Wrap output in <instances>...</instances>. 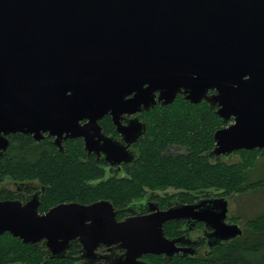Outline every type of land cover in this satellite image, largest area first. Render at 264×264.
I'll use <instances>...</instances> for the list:
<instances>
[{"label":"water","instance_id":"obj_1","mask_svg":"<svg viewBox=\"0 0 264 264\" xmlns=\"http://www.w3.org/2000/svg\"><path fill=\"white\" fill-rule=\"evenodd\" d=\"M157 91L168 101L177 93L213 98L217 113L232 119L215 133L210 154L264 149V0H0L4 144V135L36 137L40 130L74 137L81 109L92 120L96 109L118 106L132 92L152 98ZM39 205L37 195L0 201V235L41 243L51 259L65 258L72 241L93 260L100 244L120 248L115 264L172 256L178 249L163 224L201 208L195 214L217 242L242 235L239 225L225 222L226 198L120 222L104 200L62 203L45 213Z\"/></svg>","mask_w":264,"mask_h":264},{"label":"trees","instance_id":"obj_2","mask_svg":"<svg viewBox=\"0 0 264 264\" xmlns=\"http://www.w3.org/2000/svg\"><path fill=\"white\" fill-rule=\"evenodd\" d=\"M149 115L154 138L143 145L129 179H107L91 186L88 181L101 177L100 171L93 158L86 164L78 161L76 141L72 142L64 155L55 148L41 150L28 136L16 133L11 136V146L0 157V182L4 177H9L15 181L36 179L44 184L46 193L40 200L39 213H45L62 203L88 204L99 199H108L122 207L141 196L144 189L156 191L173 187L196 192L222 188V197L264 191V179L251 181L249 178L250 169L247 168H251L252 162L237 166L208 163L203 152L212 144L211 133L218 119L205 107L178 100L149 112L148 118ZM172 141L184 143L189 147V152L167 154L166 147ZM261 167L264 168V165ZM9 199L12 197L0 191V201ZM133 204V201L129 203ZM244 225L240 237L212 248L211 253L207 254L209 256L214 252L211 258L189 263L264 264V212L245 220ZM171 230V223L166 224L163 227L164 235H170ZM75 247L74 242L72 249ZM149 258L153 264H160V257L151 255ZM178 262L180 260L168 264ZM0 264L75 263L69 259L47 258L41 244H23L9 233H4L0 235Z\"/></svg>","mask_w":264,"mask_h":264},{"label":"flooded vegetation","instance_id":"obj_3","mask_svg":"<svg viewBox=\"0 0 264 264\" xmlns=\"http://www.w3.org/2000/svg\"><path fill=\"white\" fill-rule=\"evenodd\" d=\"M214 93L215 92L213 90H210L207 92V95L211 96ZM186 95H183V93H177L172 101H168L165 94L160 96V91L154 92V97L152 98H149L146 95L137 96L136 92H132L131 94L124 96L118 106H108V108L105 107L107 110L101 115L100 113L105 108L96 109L95 113L92 115V120H89L86 112L81 109L80 116L77 119L79 129H76L75 132H73L76 135L74 137L71 136V133H66L65 131L61 132L60 135H52L49 131L40 130L36 137H34V134H20L28 136L34 143L40 146L41 150L50 151L51 148H55L56 151L64 155H66L71 148L70 146H72V142L76 141L79 148L78 161L86 164L93 158L100 171L101 177L88 181L91 186H95L100 181L104 182L107 179H129L132 169L136 165V162L141 154L143 145L147 141H151L154 138L153 132L150 129V120L148 121V119H150V115L148 118V113L155 111L156 109L172 105L178 100L192 105L205 107L206 110L211 111V113L218 119V124L213 127L211 133L212 144L206 151L203 152V155L207 158L209 164L215 165L220 163L226 165V163L222 160H227L232 154L247 151L238 150L229 155L210 154L216 148L214 140L215 133L218 130L224 129L232 124V119L225 121L224 117L217 113L220 107L212 97V99H191L187 98ZM15 134L16 133L4 135L3 138L7 140V144L0 141V157H2V155L5 154L11 146V136ZM189 150L190 149L187 145L176 141H172V143L166 147V153L170 155L187 154ZM251 174L252 171L248 173L250 180L255 181L251 178V176H253ZM5 178L8 179L9 177H4L0 182V191H4L11 196L12 199L9 200H19L22 203H25L32 196L37 195L40 202L41 198L44 197L46 193L45 185L36 179L15 181L9 178L13 185V190H11L5 186L7 185L6 183L3 184ZM175 190L178 191L179 195L190 199L191 202L183 204L175 203L170 205L167 204L166 197L160 192V190L153 191L144 189V193L141 196L132 200L134 202L133 205H129V203L132 202L131 201L128 205L120 207L114 205L113 202L108 199H99L83 205L93 204L102 200L108 201L113 207L116 220L120 222L130 217H138L154 213L157 210L165 211L169 208L175 207L176 204H196L203 200L226 198L208 194L207 192L209 189L197 190L196 192L182 189ZM164 205L165 208L163 209L162 207ZM167 205L170 206L167 207ZM202 210L203 208L195 209L194 212H190L184 218L168 220L163 224L164 227L166 224L171 223L172 230L170 231V235L164 236L168 240H175L174 245L175 248L178 249V251L172 256H157L160 257V260H164V264H168L170 261H173L174 258H178L184 263L193 262L203 251H210L212 248L220 244L229 242H217L218 239L211 235L213 229H211L209 225L206 226L205 222H200L198 220L199 216L195 213H199ZM214 210H217L215 206ZM228 214L229 210L227 212L225 222L227 224L239 225L238 223L231 221ZM241 230L243 231L242 228ZM74 242L76 247L72 249V243ZM70 246L66 251L65 258L55 260L69 259L74 261V263L81 262L82 264H115L118 256L124 252L116 246L107 248L100 244L96 249L98 260H93L82 256L81 247L76 241L70 242ZM44 253L45 257H47L45 251ZM149 256L151 255L142 256L140 261L153 264L152 262L146 260Z\"/></svg>","mask_w":264,"mask_h":264},{"label":"rangeland","instance_id":"obj_4","mask_svg":"<svg viewBox=\"0 0 264 264\" xmlns=\"http://www.w3.org/2000/svg\"><path fill=\"white\" fill-rule=\"evenodd\" d=\"M226 165L228 166H237V165H246L250 162L253 163L251 168H247L248 170L252 171V175L254 176V180H259V179H264V168L261 167L264 165V149H255L253 151H241L236 154H232L229 156L227 160H222ZM247 167V166H244ZM5 185L8 189L13 190V185L9 178H5L3 184ZM160 192L165 195L166 197V202L167 204H175V203H188L191 202L190 199L183 197L182 195L178 194V191L175 190L173 187H168L163 190H160ZM208 194L214 195V196H223V189L222 188H211L207 192ZM228 201H229V214L228 217L230 218L231 221L238 223L241 228L244 230L245 225L244 222L247 219H250L252 216H255L258 213H263L264 212V191L261 193H247L244 195H238L234 194L231 196H225ZM170 205H167L170 206ZM163 209L165 208V205L162 207ZM237 218V219H236ZM229 221V219H228ZM212 251V250H211ZM203 251L197 259L194 261L196 262L197 260L207 259L211 258L213 253L207 256L208 253ZM207 256V257H206ZM150 257V256H149ZM147 257L146 260L150 261L151 259ZM259 257V256H257ZM179 260L178 258L174 259ZM151 262V261H150ZM160 264H164V260L162 259ZM179 264H183L184 262H178ZM75 264H82L81 262H77ZM184 264H192V263H184Z\"/></svg>","mask_w":264,"mask_h":264}]
</instances>
